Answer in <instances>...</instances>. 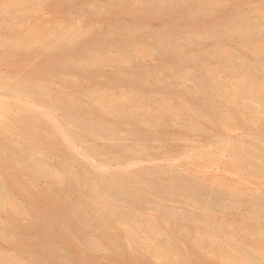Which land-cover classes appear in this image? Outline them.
Wrapping results in <instances>:
<instances>
[{"label": "rangeland", "instance_id": "1", "mask_svg": "<svg viewBox=\"0 0 264 264\" xmlns=\"http://www.w3.org/2000/svg\"><path fill=\"white\" fill-rule=\"evenodd\" d=\"M113 1L0 0V264H264V0ZM52 55L62 72L33 84ZM27 191L69 232L42 262L10 244L11 217L31 223Z\"/></svg>", "mask_w": 264, "mask_h": 264}, {"label": "bare ground", "instance_id": "2", "mask_svg": "<svg viewBox=\"0 0 264 264\" xmlns=\"http://www.w3.org/2000/svg\"><path fill=\"white\" fill-rule=\"evenodd\" d=\"M21 1H23V0H21ZM46 1V0H45ZM53 1H55V0H53ZM60 1H62V0H60ZM67 1V0H66ZM108 1V0H107ZM150 1V0H149ZM29 2V1H28ZM48 2V1H47ZM49 2H51V1H49ZM109 2H110V0H109ZM112 2L114 3V1L112 0ZM133 2H135V1H133ZM132 2V3H133ZM42 3V2H41ZM149 3H151V1L149 2ZM157 3V2H156ZM107 4V3H106ZM105 4V6H107L108 7V5H106ZM116 5V4H115ZM110 6V5H109ZM112 7H115V6H113V5H111ZM110 6V7H111ZM176 6H178V5H176ZM109 7V8H110ZM170 7V6H169ZM168 7V8H169ZM101 8V7H100ZM106 8V7H105ZM122 8V7H121ZM107 9V8H106ZM176 9V8H175ZM112 10V9H111ZM169 10V9H168ZM167 10V11H168ZM107 11V10H106ZM127 11V10H126ZM101 12H103V11H101ZM100 12V13H101ZM169 12V11H168ZM99 13V12H98ZM96 14V13H95ZM103 14H105V12H103ZM177 14V13H176ZM97 15H100V14H97ZM110 15V14H109ZM112 15H115V14H112ZM102 16V15H101ZM115 16H117V15H115ZM122 16V15H121ZM127 16V15H126ZM169 16V15H168ZM167 16V17H168ZM103 17V16H102ZM89 18V17H88ZM115 18V17H114ZM113 18V19H114ZM119 18V17H118ZM98 19V18H97ZM121 19V18H120ZM122 20V19H121ZM247 20V19H246ZM249 21V20H248ZM251 22V21H250ZM89 23V22H88ZM115 24V23H114ZM113 24V25H114ZM251 24V23H250ZM235 25V24H234ZM122 26V25H121ZM228 26H230V25H228ZM240 26V25H239ZM251 26H253V25H251ZM118 27V26H117ZM116 27V28H117ZM125 27V26H124ZM231 27H234V26H231ZM247 27H248V25H247ZM115 28V29H116ZM126 28V27H125ZM236 28V27H235ZM244 27H242L241 29H243ZM80 28H78V30L77 31H80L79 30ZM90 29V28H89ZM109 29V28H108ZM111 29V28H110ZM109 29V30H110ZM115 29H114V31H115ZM118 29V28H117ZM122 29V28H121ZM127 29H129V28H127ZM233 29V28H232ZM231 29V30H232ZM126 30V29H125ZM238 30V29H237ZM88 31V30H87ZM91 31V30H90ZM104 31V30H103ZM118 31H120V30H118ZM233 31V30H232ZM239 31V30H238ZM85 32V31H84ZM84 32H83V34H84ZM237 32V31H236ZM243 32V31H242ZM79 33V32H78ZM98 33V32H97ZM119 33V32H118ZM126 33V32H125ZM211 33V32H210ZM233 33V32H232ZM74 34H77V33H74ZM82 34V35H83ZM106 34V33H105ZM116 34V33H115ZM120 34V33H119ZM122 34V33H121ZM129 34V33H128ZM169 34V33H168ZM230 34V33H229ZM238 34V33H237ZM85 35V34H84ZM101 35V34H100ZM99 35V36H100ZM112 35L113 34H111L110 36L112 37ZM136 35V34H135ZM134 35V36H135ZM156 35V34H155ZM170 35V34H169ZM169 35H167V37H169ZM79 36V35H78ZM171 36V35H170ZM106 37V36H105ZM108 37V36H107ZM119 37V36H118ZM122 37V36H121ZM129 37V36H128ZM127 37V38H128ZM155 37V36H154ZM38 38V37H37ZM97 38H99V37H97ZM102 38V36H100V39ZM104 38V37H103ZM103 38L101 39V40H103ZM110 38V37H109ZM116 38V37H115ZM43 39V38H42ZM70 39V38H69ZM157 39H158V36H157ZM177 39V38H176ZM39 40H40V37H39ZM38 40V41H39ZM123 40H124V38H123ZM137 40V39H136ZM159 40V39H158ZM162 40V39H161ZM34 41H36V39L34 40ZM34 41H32L33 42V44H34ZM160 41V40H159ZM165 41H167V42H175L174 40H165ZM178 41V40H177ZM28 42V41H27ZM37 42V41H36ZM97 42V41H96ZM115 42V41H114ZM127 42V41H126ZM175 43H177V42H175ZM180 43V42H179ZM215 43V42H214ZM213 43V44H214ZM29 44V43H28ZM69 44V43H68ZM75 44V43H74ZM98 44V43H97ZM100 44V43H99ZM118 44V43H117ZM120 44V43H119ZM123 44V43H122ZM131 44V43H130ZM157 45H158V43H156ZM174 44V43H173ZM172 44V45H173ZM212 44V45H213ZM65 45V44H64ZM94 45V44H93ZM110 45V44H109ZM124 45H126L125 43H124ZM135 45V44H134ZM134 45H132V46H134ZM143 45V44H142ZM141 45V48H143V46ZM155 45V44H154ZM166 45H168L169 46V44H166ZM176 45V44H175ZM181 45V44H180ZM179 45V46H180ZM33 46L34 45H32V48H33ZM63 46V45H62ZM69 46V45H68ZM104 46H107V45H104ZM104 46H103V49H104ZM115 46V45H114ZM117 46V45H116ZM137 46V45H136ZM156 46V45H155ZM159 46H161V45H159ZM185 46V45H184ZM196 46V45H195ZM29 47H31V46H29ZM35 47V49L37 48L36 47V45L34 46ZM70 47V46H69ZM75 47V46H74ZM111 47V45L109 46V48ZM121 47V46H120ZM123 47V46H122ZM131 47V46H130ZM217 47H218V45H217ZM64 48V47H63ZM66 48V47H65ZM77 48L78 47H75V50L77 51ZM109 48H107V49H109ZM111 48H113V47H111ZM126 48V47H125ZM132 48V47H131ZM136 48V47H135ZM138 48V47H137ZM162 48V47H161ZM98 49V48H97ZM128 49H130V48H128ZM218 49V48H217ZM73 49H67V51L68 52H66L67 54H66V57H68V56H71V57H73L74 55H75V51L73 50ZM90 50V49H89ZM118 50V49H117ZM137 50V49H136ZM141 50V49H140ZM143 50H145V49H143ZM164 50H165V48H164ZM167 51H168V49H166ZM214 50V49H213ZM100 51H101V49H100ZM103 51V50H102ZM116 51V50H115ZM114 51V52H115ZM119 51V50H118ZM121 51H122V49H121ZM138 51V50H137ZM136 51V52H137ZM150 51V50H149ZM149 51H148V53H149ZM215 51V50H214ZM128 52V51H127ZM131 52H133V50L131 51ZM160 52V51H159ZM82 53V52H81ZM91 53L92 52H90V55H91ZM94 53H96V52H94ZM104 53V52H103ZM116 53V52H115ZM147 52H146V54H148ZM155 53H156V51H155ZM162 53V52H161ZM163 53H166V51L165 52H163ZM97 54H98V52H97ZM97 54H95V56L97 55ZM125 54V52L123 53V55ZM158 54V53H157ZM261 54V53H260ZM264 54V53H263ZM89 55V56H90ZM93 55V54H92ZM122 55V56H123ZM132 55V54H131ZM149 55V54H148ZM150 55H151V53H150ZM175 55V54H174ZM59 55H52V56H50L49 58H48V60L45 62V65L43 66V68H39V69H36L34 72H33V74L32 75H30L29 76V80L30 81H32V82H34L33 84H35L36 85V83L38 84L40 81H46V79L49 77L50 78V76H48L47 74H46V70L49 72L50 70L51 71H55V74L56 73H58L59 71L60 72H62L61 70H59V66H57V65H55L54 63H57L58 61H60V57H58ZM119 56V55H118ZM121 56V55H120ZM125 56V55H124ZM128 56H130V54L128 55ZM164 56V55H163ZM240 56V55H239ZM66 57H64L65 58V60L67 59ZM92 57V56H91ZM100 57H102V56H100ZM113 57V56H112ZM131 57V56H130ZM134 57V56H133ZM176 56H174V58H175ZM69 59H70V57H68ZM106 58V57H105ZM109 58V57H108ZM114 58V57H113ZM125 58H127V56H125L124 57V59ZM179 58V57H178ZM178 58H177V60H178ZM84 59V58H83ZM100 59V58H99ZM116 59V58H115ZM133 59V58H132ZM137 59V58H136ZM168 59V58H167ZM241 59V58H240ZM244 59V58H243ZM249 59V58H248ZM72 60V59H71ZM71 60H69L70 62H68V64L69 63H72V64H74V62L73 61H71ZM76 60V59H75ZM74 60V61H75ZM78 60H80L79 58H78ZM98 60V59H97ZM101 60V59H100ZM121 60V59H120ZM87 61V60H86ZM95 61V60H94ZM109 62H110V60H108ZM118 61V60H117ZM127 61V60H126ZM139 61V60H138ZM172 61V60H171ZM170 61V62H171ZM63 62V61H62ZM61 62V63H62ZM85 62V61H84ZM98 62H101V61H99L98 60ZM239 62V61H238ZM237 62V63H238ZM10 63V62H9ZM63 63H66V62H63ZM105 62H103V64H104ZM107 63V62H106ZM105 63V64H106ZM130 63H131V61H130ZM138 63V62H137ZM175 63V62H174ZM173 63V64H174ZM241 63V62H240ZM243 63V62H242ZM251 63V62H250ZM71 64V65H72ZM93 64V63H92ZM108 64V63H107ZM62 65V64H61ZM70 65V64H69ZM88 65V64H87ZM122 65V64H121ZM130 65V64H129ZM167 65V64H166ZM250 65V64H249ZM63 66L65 67V64H63ZM67 66V65H66ZM74 66V65H73ZM112 67L114 66V65H111ZM174 66V65H173ZM243 66V65H242ZM61 67V66H60ZM70 67V66H69ZM116 67V66H115ZM148 67V66H147ZM161 67H162V65H161ZM244 67V66H243ZM63 68V67H62ZM127 68V67H126ZM155 68V66L153 67V69ZM159 68V67H158ZM210 68H212V67H210ZM49 69V70H48ZM71 69V68H70ZM201 69V68H200ZM67 70V69H66ZM114 70V69H113ZM115 70H116V68H115ZM119 70V69H118ZM122 70V69H121ZM120 70V71H121ZM156 70V69H155ZM164 70V69H163ZM80 71V70H79ZM86 71V70H85ZM137 71V70H136ZM151 71V70H150ZM157 71V70H156ZM70 72V71H69ZM88 72V71H87ZM95 72V71H94ZM116 72H117V70H116ZM119 72V71H118ZM139 72H141V70L139 71ZM206 72H208V70L206 71ZM212 73H213V71H211ZM52 74L54 73V72H51ZM105 73V72H104ZM121 74H122V72H120ZM120 73H118V74H120ZM156 73V72H155ZM160 73H162V72H160ZM197 73V72H196ZM211 73V74H212ZM50 74V73H49ZM51 74V75H52ZM110 74V73H109ZM208 74H209V72H208ZM58 75V74H57ZM63 75V74H62ZM115 75V74H114ZM140 74H138V76H139ZM153 75V74H152ZM248 75V74H247ZM247 75H245V77L247 76ZM55 76V75H54ZM66 75H64L63 76V79H64V77H65ZM112 76H113V74H112ZM145 76V75H144ZM143 76V78H146V77H144ZM151 75H149V77H150ZM212 76H213V74H212ZM212 76H207L208 78V80L210 79V80H213L214 78H212ZM100 77V76H99ZM151 77H153V76H151ZM156 77V76H155ZM204 77V76H203ZM203 77H201L200 78V82H202L201 81V79L203 78ZM254 77V76H253ZM60 78V77H59ZM68 78V77H67ZM158 78V77H157ZM28 79V78H27ZM105 79V78H104ZM131 79H133V78H131ZM156 79V78H155ZM204 79V78H203ZM206 79V80H207ZM244 79V77L242 76V80ZM3 80V79H2ZM26 80V79H25ZM59 80V79H58ZM83 80V79H82ZM87 80V79H86ZM138 80V79H137ZM143 80V79H142ZM141 80V81H142ZM215 80V79H214ZM213 80V81H214ZM1 81V80H0ZM27 81V80H26ZM63 81V80H62ZM84 81V80H83ZM133 81H134V79H133ZM140 81V82H141ZM212 81V82H213ZM244 81V80H243ZM29 81H27V83H28ZM43 82H41V84H44ZM47 82H49L50 83V81H47ZM46 82V83H47ZM135 82V81H134ZM138 82V81H137ZM143 82V81H142ZM144 82H146V81H144ZM209 82H211V81H209ZM249 82V81H248ZM247 82V83H248ZM111 83V82H110ZM113 83V82H112ZM124 83V82H123ZM147 83V82H146ZM197 83H199V82H196V85H197ZM208 83V82H207ZM244 83V82H243ZM22 82H21V85L20 86H22ZM26 84V83H25ZM40 84V85H41ZM50 84H55V83H53V82H51ZM49 84V85H50ZM138 84V83H137ZM139 84H141V83H139ZM252 84V83H251ZM44 85H46V84H44ZM43 85V86H44ZM51 85V86H52ZM117 85V84H116ZM142 85H144V84H142ZM150 85V84H149ZM152 85V84H151ZM248 85V84H247ZM25 86H27V85H25ZM43 86H38V88L37 89H39L40 87H42V88H46L45 86L43 87ZM47 86V88H48V85H46ZM51 86H49V87H51ZM65 86V85H64ZM201 86H203V85H201ZM254 86H257V84L256 85H254ZM258 86H260V84L258 85ZM55 87H56V85H55ZM60 87H62L61 85H60ZM93 87H95V86H93ZM138 87V86H137ZM143 87V86H142ZM146 87V86H145ZM193 87V86H192ZM197 87V86H196ZM195 87V88H196ZM200 87V86H199ZM236 87H237V85H236ZM244 87V86H243ZM21 88V87H20ZM25 88V87H24ZM26 88H28V86L26 87ZM25 88V89H26ZM63 88V87H62ZM198 88V87H197ZM209 88H211V87H209ZM246 88V87H245ZM254 88V87H253ZM253 88H251V89H253ZM256 88V87H255ZM259 88V87H258ZM36 89V90H37ZM41 89V88H40ZM53 89V88H52ZM128 89V88H127ZM145 89V88H144ZM191 87L189 88L188 87V90H189V92L190 93H192L191 92ZM261 89V88H260ZM20 90V89H19ZM28 90H30V89H28ZM33 90V89H32ZM56 90H59V89H56ZM70 90V89H69ZM110 90H112V89H110ZM157 90V89H156ZM160 90V89H159ZM165 90V89H164ZM168 90V89H167ZM202 90V89H201ZM200 90V91H201ZM208 90H210V89H208ZM236 90H237V88H236ZM44 91H46V92H44ZM50 91L53 93L54 91L53 90H43V93L45 94V93H47V92H49V94H50ZM129 91V90H128ZM131 91V90H130ZM198 91V90H197ZM196 91V92H197ZM207 91V90H206ZM211 91V90H210ZM26 92H29V91H26ZM41 92V91H40ZM56 92V91H55ZM58 92V91H57ZM56 92V93H57ZM131 92H134V91H131ZM131 92H129V93H131ZM164 92V91H163ZM204 93H205V91H203ZM238 92H240V90L238 91ZM244 92V91H243ZM251 92H253V91H251ZM256 92V91H255ZM33 93H34V91H33ZM52 93L50 94V96L52 95ZM136 92H134V94H135ZM213 94L215 93V92H212ZM217 93V92H216ZM38 94V93H37ZM57 94H59V93H57ZM78 94H81V93H78ZM126 94H128L127 92H126ZM133 94V93H132ZM146 94H148V93H146ZM189 94V93H188ZM207 94V93H206ZM209 94V93H208ZM250 94V93H249ZM251 94H253V93H251ZM41 95V94H40ZM54 95H56V94H54ZM108 95H110V94H108ZM122 95V94H121ZM125 94H123V96H124ZM129 95V94H128ZM151 95H154V94H151ZM159 95V94H158ZM219 95V94H218ZM247 95V94H246ZM245 95V96H246ZM49 96V95H48ZM47 95H46V97L47 98H50V97H48ZM111 96H112V94H111ZM139 96H141L140 94H139ZM149 96V95H148ZM209 96H211V95H209ZM217 96V95H216ZM239 96H240V94H239ZM258 96V95H257ZM106 97V96H105ZM117 97V96H116ZM120 97V96H119ZM122 97V96H121ZM125 97V96H124ZM127 97H129V96H127ZM134 97V96H133ZM156 97V96H155ZM208 97V96H207ZM206 97V98H207ZM215 97V96H214ZM256 97V96H255ZM123 98V97H122ZM141 98V97H140ZM149 98H152V97H150L149 96ZM205 98V99H206ZM212 98V97H211ZM248 98H251L250 97V95L248 96ZM257 98V97H256ZM256 98H254L255 100H256ZM259 98V97H258ZM261 98V97H260ZM103 99V98H102ZM106 100L107 99H109V98H105ZM112 99V97L110 98V101H112L111 100ZM124 99V98H123ZM130 99V98H129ZM129 99L127 98V99H125V100H128L129 101ZM133 99H135V98H133ZM137 99V98H136ZM162 99V98H161ZM246 99H247V97H246ZM262 99V98H261ZM80 100V99H79ZM93 100H95V99H93ZM98 100V102H99V100H101V99H97ZM97 100L95 101V102H97ZM131 100H132V98H131ZM164 100V99H163ZM257 100H259V99H257ZM133 101V100H132ZM145 101V100H144ZM209 101V100H208ZM248 101V100H247ZM92 103H94L93 101H91ZM90 102V103H91ZM104 102H106V101H104ZM115 102V101H114ZM143 102V101H142ZM141 102V103H142ZM256 102V101H255ZM254 102V103H255ZM258 102V101H257ZM256 102V103H257ZM260 102V101H259ZM76 103V102H75ZM91 103V104H92ZM101 103H103V100H102V102ZM125 103V102H124ZM253 103V102H252ZM79 104V103H78ZM95 104V103H94ZM96 104H98V105H100V103H96ZM122 104V103H121ZM134 104H136V103H133V105ZM145 104V103H144ZM184 104V103H183ZM191 104V103H190ZM111 105V103L109 104V106ZM112 105H113V103H112ZM116 105H120V103L119 104H116ZM131 105V104H130ZM143 105V104H142ZM207 105V104H206ZM213 105H214V103H213ZM257 105H258V103H257ZM185 106H186V104H185ZM198 106V105H197ZM204 106V105H203ZM87 107V106H86ZM89 107V106H88ZM115 107V106H114ZM192 107L194 108V106L192 105ZM205 107L206 106H204L203 108L205 109ZM214 107V106H213ZM217 107V106H216ZM247 107V106H246ZM258 107V106H257ZM72 108V107H71ZM81 108V107H80ZM90 108V107H89ZM179 108V107H178ZM183 108V107H182ZM186 109L188 108V106H186L185 107ZM184 108V109H185ZM190 108H191V105H190ZM193 108H191V109H193ZM200 108H201V106H200ZM206 108H208V107H206ZM85 109H87V108H85ZM204 109H203V112H204ZM210 109V108H209ZM214 109V108H213ZM77 110V109H76ZM100 110H102V109H100ZM105 109H103V111H104ZM128 110V109H127ZM137 110H138V108H137ZM8 111V110H7ZM89 111V110H88ZM99 111V110H98ZM132 111V109L130 110V112ZM134 111V110H133ZM180 111H181V109H180ZM192 111V110H191ZM190 111V112H191ZM197 111V110H196ZM206 111V110H205ZM4 112V111H3ZM93 112H95V111H93ZM106 112V111H105ZM129 112V111H128ZM139 112V111H138ZM184 112V111H183ZM188 112V111H187ZM186 112V113H187ZM192 112H195V111H192ZM198 112V111H197ZM5 113H6V110H5ZM199 113V112H198ZM243 113V112H242ZM91 114V113H90ZM106 114V113H105ZM133 114H135V113H133ZM179 114V113H178ZM194 114H197V113H194ZM200 114V113H199ZM201 114H203V113H201ZM238 114H239V112H238ZM87 115V114H86ZM132 115V114H131ZM174 115V114H173ZM189 115H190V113H189ZM237 115V114H236ZM34 116V115H33ZM89 115H87V117H88ZM106 116V115H105ZM111 116V115H110ZM192 117H193V115H191ZM199 116V115H198ZM239 116V115H238ZM5 117V116H4ZM36 117V116H35ZM90 117V116H89ZM174 117V116H173ZM195 117V116H194ZM197 117V116H196ZM231 117V116H230ZM5 119V118H4ZM21 119H22V117H21ZM20 119V120H21ZM96 119V118H95ZM175 120H176V118H174ZM189 119V118H188ZM198 119V118H197ZM3 120V119H2ZM8 120V119H7ZM89 120V119H88ZM94 120V119H93ZM190 120V119H189ZM193 120V119H192ZM201 120V119H200ZM232 120V119H231ZM234 120V119H233ZM232 120V121H233ZM96 121V120H95ZM195 121V120H194ZM7 122V121H6ZM13 122V121H12ZM21 122H22V120H21ZM88 122V121H87ZM191 122V121H190ZM245 122V121H244ZM24 123V122H23ZM22 123V124H23ZM31 123V122H30ZM92 123H94V122H92ZM100 123V122H99ZM102 123H105V121L104 122H102ZM21 124V123H20ZM21 124V125H22ZM89 125H91L90 123H88ZM125 124V123H124ZM195 124V123H194ZM197 124V123H196ZM229 124V123H228ZM227 124V125H228ZM5 125V124H4ZM4 125L2 126V125H0V132L2 131V128H4ZM88 126V125H87ZM108 126V125H107ZM191 126V125H190ZM21 127V126H20ZM131 127V126H130ZM227 127V126H226ZM86 128V127H85ZM190 128V127H189ZM109 129V128H108ZM40 130V129H39ZM26 132V131H25ZM5 133V132H4ZM137 140V139H136ZM15 148V147H14ZM122 149V148H121ZM94 150V149H93ZM123 150V149H122ZM122 150H120L121 152H122ZM23 152V151H22ZM32 152V151H31ZM10 154V153H9ZM23 154V153H22ZM30 156V155H29ZM1 157V156H0ZM45 158H46V156H45ZM24 159H26V158H24ZM35 161H37V160H35ZM30 162V161H29ZM40 162H42L41 160H40ZM52 162V161H51ZM43 163V162H42ZM33 164V163H32ZM59 164H61V163H59ZM36 165V164H35ZM40 165V164H39ZM52 166H55V165H53V164H51ZM42 166V165H41ZM45 166V165H44ZM245 166V165H244ZM56 167V166H55ZM55 167H53L54 169L52 170L53 172H57V170H56V168ZM246 167V166H245ZM249 167V166H248ZM42 168H43V166H42ZM59 168V167H58ZM46 169V168H45ZM48 169V168H47ZM63 169V168H62ZM40 170H42V169H40ZM44 170V169H43ZM54 170H56V171H54ZM65 170H67V169H65ZM84 170V169H83ZM83 170H82V173H81V176H82V174H83V177H85L84 176V173H83ZM29 171V170H28ZM31 171V170H30ZM29 171V172H30ZM36 171V170H35ZM47 171V170H46ZM69 171V170H68ZM84 171H86V170H84ZM44 172H45V170H44ZM58 173V172H57ZM72 172L71 171H69V174H71ZM60 176H61V174L60 173H58ZM58 174H55V175H58ZM73 174H77V173H73ZM35 175V174H34ZM47 175V174H46ZM51 175V174H50ZM59 175H58V177H59ZM68 175V174H67ZM72 175V174H71ZM36 176V175H35ZM32 177V176H31ZM44 177V176H43ZM56 177V176H55ZM64 177V176H63ZM90 177V176H89ZM46 178V177H45ZM51 178H52V175H51ZM62 178V177H61ZM67 178H69V177H67ZM76 177H74L73 176V179H75ZM79 178V177H78ZM88 178V177H87ZM87 178H86V180H87ZM120 178H121V176H120ZM15 179H17V176L15 177V178H12V176H11V178L9 177L8 178V180L6 181V183H4V185H3V187H4V199H6L9 195H11V192L12 191H17V187H16V185H15V181H13V180H15ZM50 179V178H49ZM59 179V181H61V179L60 178H58ZM63 179V178H62ZM65 179V178H64ZM63 179V180H64ZM80 179V178H79ZM90 179V178H89ZM89 179H88V181H89ZM122 179H124V177L122 178ZM20 180V179H19ZM31 180H33L32 178H31ZM115 180V179H114ZM126 180V179H125ZM51 181H54V179L52 178V180ZM58 181V180H57ZM59 181H58V183H59ZM4 182V181H3ZM17 182H18V180H17ZM16 182V183H17ZM54 182H56V181H54ZM65 182V181H64ZM90 182V181H89ZM117 182V181H116ZM30 183V182H29ZM34 184V183H33ZM76 184V183H75ZM99 184V183H98ZM83 185V184H82ZM18 186H19V183H18ZM31 186V185H30ZM73 186V185H72ZM78 186V185H77ZM84 186H85V184H84ZM108 186V185H107ZM82 187V186H81ZM22 188V187H21ZM79 188V187H78ZM93 188V187H92ZM83 189V188H82ZM81 189V190H82ZM95 189V188H94ZM78 190V189H77ZM1 191V190H0ZM84 191H85V189H84ZM88 191V190H87ZM90 191V190H89ZM92 191V190H91ZM97 191H98V189H97ZM2 192H3V190H2ZM77 192V191H76ZM79 190H78V193L77 194H79ZM94 192H96L95 190H94ZM36 192H34V193H31L30 191H27V194H28V196H29V204H31L30 206H28L29 207V214H30V217L32 218L31 219V223L28 225V226H26V227H22V229H20L21 227H20V225L16 222V218L15 217H11V220H10V223L13 225L12 227H13V229L15 230V232H17V234H18V238L17 239H15L16 241H10L11 243V246H14V249L16 248L17 250L19 249H24L25 247H26V249H27V246H28V248H32V250L34 251V250H36V253H37V255H38V257H39V259H40V262H42L44 259H45V257L47 256L46 254H48L47 253V251H46V247L44 246L43 247V243L45 242V241H52L51 243H52V246L53 247H62V248H66L67 247V244L66 243H64V241L66 242L67 241V239H69V237H67L66 235H68V233L65 235V234H63L62 232H60L61 231V228L60 227H64V225H66L65 223H62L63 221L60 219V214H58V208L56 207V205H54V204H52V205H48L49 206V208L44 212V213H39V210L37 209V204H38V202L39 201H42L43 199H42V197L41 196H39V195H36L35 194ZM97 193V192H96ZM96 193L95 194H93V195H96ZM98 193H99V191H98ZM42 194V193H41ZM81 194V193H80ZM92 194V193H91ZM90 194V195H91ZM3 195H1L2 197H3ZM101 195V194H100ZM103 195V194H102ZM83 196V195H82ZM92 196V195H91ZM98 198H99V196H98ZM7 200H9V198L7 199ZM3 201V200H2ZM5 201V200H4ZM11 200H9L8 201V205H9V202H10ZM47 202V201H46ZM89 202V201H88ZM3 203V202H2ZM11 203L12 202H10V206H9V209L10 208H12L13 206L15 207V205H14V202H13V205H12V207H11ZM54 203V202H53ZM16 204V203H15ZM89 204V203H88ZM4 205V204H3ZM2 205V206H3ZM25 205V204H24ZM27 205V204H26ZM26 205H25V207H26ZM52 206V207H51ZM3 207H5V205L3 206ZM20 207V206H19ZM19 207H17V210L19 211ZM7 208H8V206H7ZM14 209H16V208H14ZM60 210V209H59ZM22 215H24L25 214V212L26 211H24V210H22ZM18 214V213H17ZM15 215V214H14ZM21 215V214H20ZM28 215V214H27ZM15 216H17V215H15ZM25 216H26V214H25ZM26 217H29V216H26ZM62 217H64V216H62ZM61 217V218H62ZM38 219H41L42 221H43V223H47V225L49 224V226H50V224H52V226H51V228H50V230H49V232L48 233H46V235H45V232H44V229H45V225L43 226V224H40V223H42L41 221H38ZM61 224H64L63 226H61ZM154 225H155V223H154ZM156 225H157V223H156ZM67 226V225H66ZM20 227V228H19ZM7 228V227H6ZM9 230H11V229H9ZM43 230V231H42ZM66 231H68V230H66ZM72 232V231H71ZM0 233H1V231H0ZM34 234V235H36V237H35V239H33V241H32V244H28L27 245V243H25L26 242V240H25V238L27 237L26 235H28V234ZM54 233H56V235L54 234ZM58 233H61V234H58ZM16 234V233H15ZM14 234V235H15ZM1 235V234H0ZM25 236V237H24ZM46 236L48 237V238H46ZM14 239V238H13ZM64 240V241H63ZM72 240V237H71V239H70V241ZM200 241V240H199ZM198 241V242H199ZM242 242V241H241ZM264 241H262V243H263ZM50 243V244H51ZM69 243V242H68ZM108 243V242H107ZM196 243H197V241H196ZM114 244V243H113ZM200 244V243H199ZM48 245H49V243H48ZM112 245V244H111ZM171 245H173V244H171ZM176 245H177V243H176ZM197 245V244H196ZM196 245L194 246V247H196ZM243 245V244H242ZM264 245V244H263ZM47 246V245H46ZM178 246V245H177ZM176 246V247H177ZM57 247V248H58ZM115 247V246H114ZM174 247V246H173ZM172 247V248H173ZM193 247V249H195ZM199 247V246H198ZM35 248V249H34ZM62 248H60L59 250H61ZM108 248V247H107ZM106 248V249H107ZM104 249V248H103ZM106 249H105V251H106ZM184 249V248H183ZM138 250V249H137ZM61 251H63V249L61 250ZM108 251V250H107ZM106 251V252H107ZM140 251V250H139ZM195 251H197V250H195ZM200 251V250H199ZM263 251V250H262ZM120 252V251H119ZM189 252V251H188ZM187 252V253H188ZM198 252V251H197ZM264 252V251H263ZM262 252V253H263ZM8 253V252H7ZM6 253V254H7ZM110 253V252H109ZM186 253V252H185ZM185 253H183V254H185ZM8 254H10V253H8ZM54 254V253H53ZM55 254H56V252H55ZM66 254H69V253H66ZM189 254V253H188ZM195 253H193V255H194ZM264 254V253H263ZM14 255V254H13ZM5 256V255H4ZM11 256V255H10ZM9 256V257H10ZM60 256H61V254H60ZM134 256V255H133ZM12 257V256H11ZM27 257V256H26ZM73 257V256H72ZM76 257V256H75ZM191 257V256H190ZM56 258V257H55ZM60 258V257H59ZM58 258V259H59ZM84 258V257H83ZM4 259V258H3ZM12 259V258H11ZM14 259H17V258H14ZM4 260H7L8 261V257H7V259H4ZM9 261H11V260H9ZM8 261V262H9ZM58 261V260H57ZM67 261V260H66ZM65 261V262H66ZM0 262H1V260H0ZM6 262V261H5ZM13 262V261H12ZM68 262V261H67ZM15 264L17 263V262H14ZM14 263H12V264H14ZM20 263H22L21 261H20ZM30 263V262H29ZM44 263V262H43ZM19 264V263H18ZM23 264V263H22ZM28 264V263H27ZM68 264V263H67ZM69 264H70V262H69Z\"/></svg>", "mask_w": 264, "mask_h": 264}]
</instances>
